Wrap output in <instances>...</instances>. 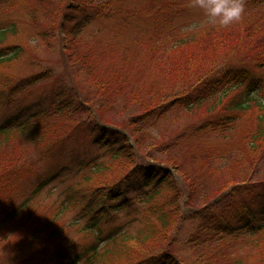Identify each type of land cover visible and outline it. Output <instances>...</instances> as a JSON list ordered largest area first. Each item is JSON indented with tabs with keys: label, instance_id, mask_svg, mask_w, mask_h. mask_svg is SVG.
I'll list each match as a JSON object with an SVG mask.
<instances>
[{
	"label": "trees",
	"instance_id": "1",
	"mask_svg": "<svg viewBox=\"0 0 264 264\" xmlns=\"http://www.w3.org/2000/svg\"><path fill=\"white\" fill-rule=\"evenodd\" d=\"M48 1L37 3L45 6ZM243 2L242 19L222 27L208 24L205 15L189 22L192 0H152L145 15L153 16L155 30L146 35L150 63L133 50L132 61L125 57L121 63L122 69L130 67L125 79L118 67L100 68L93 61L86 69L88 80L81 82L84 88L75 82L64 85L59 77L50 92L32 102L28 96L54 79L53 74L46 71L13 87V78L0 75V111L13 112L22 103L19 115L0 124V237L9 239L14 232L26 236L30 253L20 249L18 264H247L233 251L246 238H264V178L256 180L252 171L237 183L221 172L238 178L235 171L249 159L244 145L264 140V12L254 18L246 15L264 0ZM128 6L127 0H61L52 11L42 12L46 19L50 16L51 27L62 20L63 47L71 50L66 59L73 67L75 52L81 56L74 66L94 56V49L79 40L84 29L100 19L135 16ZM9 29L0 27L1 43ZM85 45L87 52L80 49ZM13 48L12 55L10 48L0 49V64L19 55L18 47ZM183 76L192 80L184 92L168 94L164 82ZM122 97L132 100L121 104ZM217 99L222 109L208 113L202 124L177 136L164 127L170 115L181 116L209 101L214 106ZM101 106L117 109L120 119L108 121ZM253 107L260 111V126L243 130ZM124 113L131 114L128 122ZM218 137L238 148L226 142L215 146ZM86 138L102 151L89 156L77 148ZM54 145L61 154L55 165L61 168L45 173ZM165 155L166 160L161 157ZM65 172L77 181L60 191L50 213L38 214L34 199ZM178 173L184 179H176ZM193 202L198 207L187 213L184 206ZM182 226L196 233L185 238L193 246L187 258L178 250Z\"/></svg>",
	"mask_w": 264,
	"mask_h": 264
},
{
	"label": "rangeland",
	"instance_id": "2",
	"mask_svg": "<svg viewBox=\"0 0 264 264\" xmlns=\"http://www.w3.org/2000/svg\"><path fill=\"white\" fill-rule=\"evenodd\" d=\"M60 2L61 0H49L48 3H45L44 6L43 4L40 5L39 3H37V0H0V7L3 8V10L0 9V27H10L9 31L7 32V39L2 43L0 42V49L10 48L8 51H10L9 54L12 55V52L14 51L15 53V51L17 50L13 47H18L19 52V55L16 58L12 59V61L0 64V75L5 78H13L12 87L18 85L23 80H33L35 77L44 76L43 73L46 71L54 75V79L46 81L42 84L43 86L39 90L34 91V94L36 96H34L33 94L28 96L27 99L31 100L32 102L39 101L38 98L41 97V94H47V92H50V89L53 88L55 86V83L57 82L55 80H58L59 77L62 78L58 81L64 85L68 84L72 86L75 82L76 84H79V87L84 88L81 82L88 80H85L88 74L86 73V69L89 67L90 62L94 64L93 61H98L97 65L100 66V68H108L110 66L118 67L119 70L117 71L120 75H123V79L126 78L125 73L130 71V67L127 65L122 69L121 63L123 62L125 57H127L128 62L132 61L131 59H133L132 56L134 55V53H132L133 50L135 52V55H137L140 59H145L146 62L150 63L148 57L150 56L151 48L150 44H147L148 40L146 38V35L148 33L154 32L155 30L154 27H152L154 26L153 16H151V18L149 19L150 16L146 17L145 15L148 13L149 9L153 7L152 0H127V2H129L128 7H130L131 10L135 11V16H132L127 20L117 18L104 21L100 19L95 21V23H93L91 26L86 27L84 29V35L82 33L79 40L84 44H88L90 48L94 49V56L93 59L88 60L86 64H76V66H74V63L80 60H77V58L81 56L80 53L75 52L73 55L74 60L70 61L69 59L70 63H73V67L68 63L67 60V56H69L70 58L72 56V52H70L71 50L64 51L63 47L62 37L64 36V34L59 29V25L61 24L62 20L58 19L56 25L51 27L48 21L50 20V16L48 19H46L47 13L44 14L42 12L46 8L47 12L52 11L55 7L58 6ZM252 5H256V3ZM37 10L39 11V14ZM192 10L193 11L189 16V22H191L192 19L201 20V17H203L204 15V13L202 14L203 11L201 12L200 9L198 10L196 7H194ZM258 12H264V4L259 5L258 9L252 11L253 14L246 13V15H251L254 18L260 15L257 14ZM80 20L81 19H79L78 17V21ZM117 25L120 26L116 28ZM142 38H144L145 45L141 43ZM150 38L153 39V36H150ZM80 49H85V51L87 52L88 46H82ZM143 68L146 71L144 74L148 75L145 67ZM139 72L143 73V70L141 69ZM66 73H68V75H65ZM185 78L187 77L183 76L181 80H173L170 83L164 82L165 90L167 88L166 91H168V94L179 93L181 90H183L184 92L185 86L192 81L190 78H188V80ZM150 81L151 83L155 84L158 80L157 78L152 76ZM120 85L114 89L115 91L112 94L113 96L120 92ZM122 91L125 93L126 97L128 93L127 89L123 88ZM89 96L91 97V95ZM143 97H145L144 94ZM125 99L127 103H130L132 100V98L123 99L122 97L119 103L124 104L123 101ZM223 99L225 101L227 100L225 98ZM212 102L213 101L206 102V104H204L203 106L197 107L191 111L185 110L181 114V116L170 115L167 120H163L165 123L164 127L171 129V132L174 135L176 134L177 136L179 133L185 131L188 127L200 123L202 124L203 122H205L208 116H210L208 113H211L212 111H220L223 107V104L218 103V99L217 104L215 103L214 106L210 107V104ZM105 104L109 106L108 103ZM21 106L22 103L19 106L15 107L13 112L12 110L0 111V124L7 121L8 118H13L15 114L19 115L22 111ZM109 107L104 108L101 106L100 108L101 110H104L108 121H112L114 120V118L116 120H119L120 118L118 110H111ZM259 113L260 111L256 107H253L252 110L246 113V118L242 122L243 130L249 127H257L256 129H258L260 125H258V121L256 118L258 117ZM124 114L125 115L122 118L124 121L128 122L131 114ZM262 122L264 123V120ZM239 132H242L240 128L238 133ZM216 139L218 143L214 145L217 147H224V142H226L228 146L232 145L234 149L238 148V146L233 145L234 142L230 139L226 140L220 137ZM83 140L84 141H81L78 144L77 148H81L82 150H84L87 155L91 156V154H94L95 152L102 151V148L93 145V141L90 138H86ZM209 142L211 145H213L211 139ZM259 142H262L263 144H254L251 146L244 145L243 150L248 154L249 159L245 162V164L241 163V166L238 168V170L235 171V173L239 175L238 178H236L232 173H229L227 170L221 171L225 174L226 180L229 181L232 179L233 181H236L238 183L241 180H244L248 175H250L252 171L257 174L256 180H263L264 140ZM160 143H162V141ZM40 145L41 144L37 145L39 149ZM228 146L226 147L228 148ZM55 148V145L53 147H50L51 150L48 152V155L51 153V156L48 157V162L43 166V171H45V173H51L54 169L61 168H56L55 165V163L58 162L61 158L60 152L56 151L57 149ZM253 148L255 151L253 150ZM30 150L34 151L33 149ZM161 157L165 160L169 158V156L167 155ZM66 160L68 161V159ZM178 174L174 175L177 177L176 179L182 177L180 176V174L178 176ZM182 178L184 179V177ZM183 179L179 180L180 184L182 185L184 184ZM222 179L223 177H221L220 180L219 178H216L215 182L218 183ZM72 181H77V178L74 177L72 172L61 173L59 178L55 180L53 184L49 185L48 188L43 190L42 193H40L39 196L34 199V205L37 206L36 212H38V214H40L42 211L43 213H50L51 207H54L59 203L57 200V196H59L60 191L63 190ZM201 204L202 203H200V205ZM194 205L195 202H193L192 204L188 203L184 206L185 211L188 213V210L193 208ZM72 216L73 214L70 215V218H72ZM82 225V223L74 225L72 227V231L81 228ZM182 228L184 230L180 233V236L182 238L180 239L179 244L181 246H178V250L183 249L186 255L185 258H187L193 255L191 254L193 246H191V244L188 243L185 238L189 237L190 233L191 236L195 235L196 233L192 229L185 228L184 226H182ZM67 231L71 232V229L67 228ZM245 240L246 241H244L242 246L236 248L233 253H237V256L242 255L241 258L243 263L246 262L247 264H264V238L256 240L257 243H255L256 241L249 242L250 238H246ZM26 241V236L18 232L12 233L9 239L0 237V264H18L17 262L21 258L19 257L20 249L24 248L25 251H28L30 253L29 246H24L26 244ZM154 245H158V242L154 243ZM183 245H185L186 247L183 248ZM139 247L142 246H134L132 249H138ZM201 247H204L203 240L201 241ZM235 247H237V245L234 246V248ZM34 249H39V247L36 246L33 248V250ZM194 249L196 250V247ZM181 254L182 253H180V255ZM23 256L25 257V254Z\"/></svg>",
	"mask_w": 264,
	"mask_h": 264
},
{
	"label": "clouds",
	"instance_id": "3",
	"mask_svg": "<svg viewBox=\"0 0 264 264\" xmlns=\"http://www.w3.org/2000/svg\"><path fill=\"white\" fill-rule=\"evenodd\" d=\"M192 6L203 10L208 24L222 27L239 22L245 14L243 0H192Z\"/></svg>",
	"mask_w": 264,
	"mask_h": 264
}]
</instances>
